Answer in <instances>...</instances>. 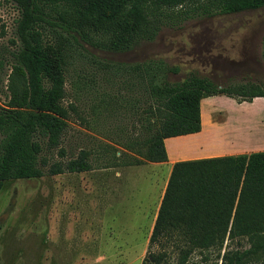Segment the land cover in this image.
Masks as SVG:
<instances>
[{"label": "rangeland", "instance_id": "374dc122", "mask_svg": "<svg viewBox=\"0 0 264 264\" xmlns=\"http://www.w3.org/2000/svg\"><path fill=\"white\" fill-rule=\"evenodd\" d=\"M18 16L12 2L0 0V107L10 98L7 83L18 48ZM45 32L48 41L63 48L64 104L76 112H70L60 145L44 146L42 155L49 162H65L87 150L91 169L2 183L0 264H141L147 250L160 248L149 246L148 240L167 180L156 176L154 165L123 164L133 157L135 141L145 136L148 96L136 73L98 60H160L178 68L168 74L171 82L190 73L220 84L264 82V7L166 20L152 39L124 51L105 47L111 34L104 30L90 34L93 43L74 40L59 28L47 26ZM251 102L226 95L203 98V134L179 145L170 142L169 150L205 143L215 149L233 144L264 149V101ZM161 168L167 170V165ZM227 247L248 244L236 238ZM170 249L165 264H176L177 253ZM217 253L196 249L189 260L206 256L220 264Z\"/></svg>", "mask_w": 264, "mask_h": 264}, {"label": "trees", "instance_id": "16d2710c", "mask_svg": "<svg viewBox=\"0 0 264 264\" xmlns=\"http://www.w3.org/2000/svg\"><path fill=\"white\" fill-rule=\"evenodd\" d=\"M7 1L19 11L18 48L8 76L10 98L0 107V189L8 180L91 169L87 150L65 162H49L42 155L44 146L60 145L70 112H76L73 105L64 104L63 48L48 41L47 26L87 43H93L92 32L104 30L111 34L105 47L124 51L152 39L166 20L264 7V0ZM98 63L136 73L147 92L145 136L135 141L134 155L126 165L167 161L165 138L201 130L203 98L226 95L251 102L264 97V82L220 84L195 73L171 82L168 74L178 68L160 60ZM60 154L64 155L62 148ZM236 238H244L248 247L228 248ZM148 242L160 248L147 250L141 264H165L169 248L177 253L176 264H217L206 256L189 260L196 249L210 248L217 250L220 264H264V151L173 163Z\"/></svg>", "mask_w": 264, "mask_h": 264}, {"label": "crops", "instance_id": "0c3cea01", "mask_svg": "<svg viewBox=\"0 0 264 264\" xmlns=\"http://www.w3.org/2000/svg\"><path fill=\"white\" fill-rule=\"evenodd\" d=\"M258 101H264V97H255L252 100L253 103L258 102ZM243 102H245V101H243ZM202 116H203V110H202V103H201V130L199 132L191 133V134H187V135L168 137V138L164 139V145H165V149L167 152V161H165V162H146V163L141 164V165H136V167L138 168L141 166H146L147 164L154 165L156 167L155 168L156 170L159 168L156 171V176L161 180H167L168 181L172 165H173V163H175L177 161L197 159V158L216 157V156H223V155H237V154H243V153L249 154V153L255 152V151H264V149L254 150V149H248V148L240 147L239 145H234V144L232 146L225 147L223 149H215V148H211V146H209L206 143L203 145L189 146V147H186L183 149L177 148V149H174L173 151H170L169 150V143L170 142H172L175 145H179L181 143H184L187 139L195 138V137H198V136L203 134L204 129H205L204 128L205 121H204V116H203V119H202ZM207 120H209V118H207ZM203 121H204V123H203ZM221 152L227 153V154H223V153L221 154ZM163 165H167V170L161 168V166H163ZM126 179H128V178L126 177ZM166 184H167V182H166ZM166 184H165V187H166ZM163 194H164V192H163ZM161 199H162V197H161ZM160 202H161V200H160ZM159 205H160V203H159ZM158 208H159V206H158ZM157 212H158V210H157Z\"/></svg>", "mask_w": 264, "mask_h": 264}]
</instances>
